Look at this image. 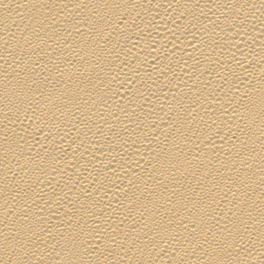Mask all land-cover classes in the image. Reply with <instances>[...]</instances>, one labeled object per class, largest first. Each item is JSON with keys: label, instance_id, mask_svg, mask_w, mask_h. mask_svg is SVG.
Listing matches in <instances>:
<instances>
[{"label": "bare ground", "instance_id": "bare-ground-1", "mask_svg": "<svg viewBox=\"0 0 264 264\" xmlns=\"http://www.w3.org/2000/svg\"><path fill=\"white\" fill-rule=\"evenodd\" d=\"M0 264H264V0H0Z\"/></svg>", "mask_w": 264, "mask_h": 264}]
</instances>
